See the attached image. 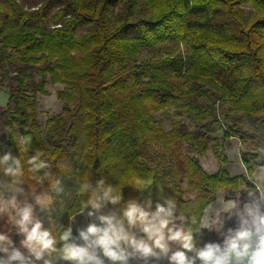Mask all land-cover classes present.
I'll list each match as a JSON object with an SVG mask.
<instances>
[{
	"label": "trees",
	"instance_id": "obj_1",
	"mask_svg": "<svg viewBox=\"0 0 264 264\" xmlns=\"http://www.w3.org/2000/svg\"><path fill=\"white\" fill-rule=\"evenodd\" d=\"M169 43L183 45L184 53L137 64L141 50ZM0 75V89L8 93L0 125L7 151L21 159L27 193L43 196L60 162L80 141L78 184L64 221L53 228L57 238L90 197L91 190L81 192V185L95 187L103 177L123 199L98 214H121L129 199L143 203L149 193L154 207L161 186L166 197L177 199L175 214L186 217L196 242L198 233L208 235L201 219L217 193L251 186L247 178L264 168V159L259 162L264 138L240 123H225L223 139L236 138L242 146L253 142L240 152L244 175L230 176L227 160L219 155L217 170L207 173L195 157L214 141L206 120L216 102L264 127V0H0ZM47 82L65 88L57 99L69 121L68 142L56 145L53 131L52 149L37 119L36 95H48ZM171 107L187 112L196 129L190 131L182 121L168 131L156 127L153 115ZM54 121L59 124L61 117L46 126ZM25 136L32 137L27 149ZM153 144L160 146L154 168L142 161ZM36 150L49 164L47 173L46 168L38 174L46 177L41 186L28 171ZM166 157L169 163L162 169ZM137 179L152 185L141 194L132 186ZM29 202L37 205L32 195ZM8 229L18 244L22 236L3 215L0 231Z\"/></svg>",
	"mask_w": 264,
	"mask_h": 264
},
{
	"label": "clouds",
	"instance_id": "obj_2",
	"mask_svg": "<svg viewBox=\"0 0 264 264\" xmlns=\"http://www.w3.org/2000/svg\"><path fill=\"white\" fill-rule=\"evenodd\" d=\"M31 140V136L23 138L26 149ZM43 155L41 150H36L27 161L28 171L37 183L41 177L35 173L49 167L41 159ZM0 170L11 178L10 182H0V215H7L16 229L15 234L22 236L17 244L12 229L0 231V264H57L60 261L66 264H130L133 259L142 264L153 261L156 264H264V169L249 177L251 186L238 190L234 198L223 200L206 225L215 228L223 237L222 242H204L199 247L193 229L185 227L186 217L175 214L177 199L166 197L161 186H157L154 209L149 193L143 203L138 198L129 199L121 214L115 210L98 214L108 204H119L122 194L107 185L103 177L95 187L84 183L80 191L91 190V194L82 203L81 213L89 209L87 216L95 220L77 229V235L73 234L71 225L61 226L57 238L44 227V220L29 202V195L42 208L50 204L51 199L25 191L21 186L24 175L21 159L13 157L10 148L0 156ZM151 185V180L141 179L132 184L141 194ZM233 217L236 218L235 227L221 231L226 220ZM192 223H195L194 218Z\"/></svg>",
	"mask_w": 264,
	"mask_h": 264
},
{
	"label": "rangeland",
	"instance_id": "obj_3",
	"mask_svg": "<svg viewBox=\"0 0 264 264\" xmlns=\"http://www.w3.org/2000/svg\"><path fill=\"white\" fill-rule=\"evenodd\" d=\"M21 2V1H19ZM22 6L26 7V5ZM245 15H249L251 9L243 8L242 9ZM185 51L183 45L177 44H164L156 46L152 49L141 50L137 57V64H152L158 60L165 59L168 55L178 56L183 54ZM2 76L0 75V80ZM35 80L38 81V75L35 76ZM65 88L61 85H51L49 82L45 85V90L47 91V96L36 95V100L38 103L37 109V119L40 129L43 133L44 140L49 149H52L51 136L56 132V139L54 140L56 145L66 144L68 138L65 135V132L68 128V119L62 114L64 104L62 101L57 99V93L64 90ZM8 101V93L6 89H0V107L4 108ZM188 113L184 110L169 108L166 111L159 112L154 114V120L156 122V127H161L165 131L171 129V126L174 122L182 121L190 131L196 129V123L193 119L188 118ZM1 114V118H2ZM58 116L61 117V122L57 124L55 121L50 128L46 126V123L49 119H55ZM225 123H240L242 128L250 133L257 135L260 138H264V127L258 123L253 122L250 118L242 115H233L227 111V107L220 104L219 102L215 103V113L212 117L206 120V124L209 126V129L212 131L211 136L214 138V141L210 144L207 152L200 155H195L198 159L201 167L207 173H214L219 165V160L217 159L218 155L220 158H225L227 160L226 169L230 176L244 175L245 168L240 161V152L248 150L253 146V142H249L247 145L242 146L238 139L230 138L227 140L223 139L224 125ZM55 127V130H53ZM54 131V132H53ZM77 148L65 156V158L60 162V171L55 176L51 186H49L43 193V196H46L51 199V203L45 205L43 208L40 205H36V213L44 220V227L49 229L53 233V228L60 225L65 218V213L69 205L75 196V191L77 188V173L80 165L79 161V148L80 141ZM7 152L6 149V139L0 125V156ZM160 153V146L153 144L148 146L146 152L142 156L143 163L148 167H155V160L157 155ZM264 159V151L259 159L261 162ZM169 163V158L166 157L162 169L165 168ZM264 168H255L254 173L260 174L261 170ZM39 170L35 173L36 176H39ZM49 167L45 170L47 173ZM33 176V174H32ZM41 177V176H39ZM0 178L5 181L11 180L10 177L3 175L2 170H0ZM46 181V177H41V181L38 183V186H41ZM248 183H252L249 178H247ZM38 187H35L33 191H36ZM57 189H61L57 191ZM245 189V186H241L238 190L242 191ZM237 190V191H238ZM237 191L226 190L219 191L217 193L216 201L210 205L212 206L208 212H204L200 228L208 231V235L205 237H199L197 234L196 244L201 246L204 242H222L223 237L220 236L214 227H206L209 224L211 218L214 217L215 211L221 206L223 200L234 198L237 194ZM155 206V205H154ZM154 209V207H153ZM226 215V214H225ZM3 218V215H0V221ZM91 220H95V217L89 218L87 212L78 213L72 217L69 221V225L73 228V234L77 235V229L85 227ZM98 222V221H97ZM236 218L233 217L231 220H226L225 227L221 231H226L228 227H235ZM63 264V262H62ZM107 264V262H106ZM130 264H142L141 261L131 260ZM199 264V262H197Z\"/></svg>",
	"mask_w": 264,
	"mask_h": 264
},
{
	"label": "crops",
	"instance_id": "obj_4",
	"mask_svg": "<svg viewBox=\"0 0 264 264\" xmlns=\"http://www.w3.org/2000/svg\"><path fill=\"white\" fill-rule=\"evenodd\" d=\"M212 206H209L206 210H205V212H208V210L211 208Z\"/></svg>",
	"mask_w": 264,
	"mask_h": 264
}]
</instances>
